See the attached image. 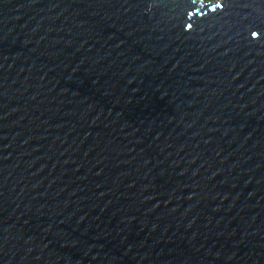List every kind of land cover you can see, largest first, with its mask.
Segmentation results:
<instances>
[{
  "label": "water",
  "instance_id": "water-1",
  "mask_svg": "<svg viewBox=\"0 0 264 264\" xmlns=\"http://www.w3.org/2000/svg\"><path fill=\"white\" fill-rule=\"evenodd\" d=\"M224 3L0 0V264H264V3Z\"/></svg>",
  "mask_w": 264,
  "mask_h": 264
},
{
  "label": "snow or ice",
  "instance_id": "snow-or-ice-1",
  "mask_svg": "<svg viewBox=\"0 0 264 264\" xmlns=\"http://www.w3.org/2000/svg\"><path fill=\"white\" fill-rule=\"evenodd\" d=\"M261 2L264 3V0H261ZM192 3H193V5H195V0H192ZM210 3H212V5H213V6L211 7V9H210V11H212V12H216L218 9H219V10H223V9L225 8L224 0H220L219 3H215V2H213V0H210ZM201 6H202L203 8H207V7H208L207 4H202ZM187 27H188V28H191L192 25H191V24H188ZM259 35H260V33H259L258 31H252V32H251V36H252L253 38H257Z\"/></svg>",
  "mask_w": 264,
  "mask_h": 264
},
{
  "label": "rangeland",
  "instance_id": "rangeland-1",
  "mask_svg": "<svg viewBox=\"0 0 264 264\" xmlns=\"http://www.w3.org/2000/svg\"><path fill=\"white\" fill-rule=\"evenodd\" d=\"M209 1V0H208Z\"/></svg>",
  "mask_w": 264,
  "mask_h": 264
}]
</instances>
